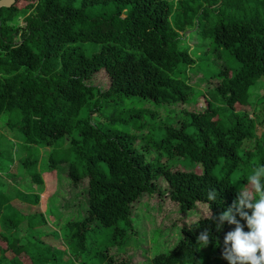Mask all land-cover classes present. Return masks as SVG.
<instances>
[{"label":"trees","instance_id":"trees-1","mask_svg":"<svg viewBox=\"0 0 264 264\" xmlns=\"http://www.w3.org/2000/svg\"><path fill=\"white\" fill-rule=\"evenodd\" d=\"M97 6L101 11L90 13ZM187 30L210 39L241 63L233 71L222 69L220 81L211 78L212 96L208 94L205 109L187 112L188 119L179 125L169 120L162 124L165 131L158 146L166 148L169 157L202 166L196 170L147 161L132 137L102 130L91 115L80 116L84 107L99 109L117 96L185 102L192 85L174 71L196 62L189 47L182 46ZM86 42L100 44L99 50L87 55L80 46ZM262 78L264 0H17L0 8V116L20 113L18 122L11 118L7 124L22 134L27 148L56 146L74 130L78 133L70 138L74 157L58 159L53 150L50 164L69 162L74 186L89 179L87 214L64 226L73 230L75 248L81 251L88 249V235L96 224L113 227V239L123 240L133 224L134 202L145 193L157 194L159 177L181 209L203 202L216 216L232 205L238 190L247 191V176L264 164V131L258 136L255 106L264 103V93L251 100ZM190 125L193 132L187 131ZM247 140H255L253 149L244 146ZM22 164L32 180L43 185L37 160L28 158ZM210 189L217 191L215 201L207 200ZM5 195L0 191V264H58V250L44 236L23 241L1 230L16 229L26 218ZM20 195L31 206L41 199L40 193ZM245 211L251 215V209ZM207 215L184 224L179 242L154 262L196 264L202 247L196 237L205 229L211 232L209 244L223 255L224 236L235 225L224 221L217 231ZM236 218L240 220L238 214ZM240 222L248 231L246 221ZM29 225L34 233L37 227L43 231L50 226L44 212L30 214ZM44 235L58 238L55 230ZM98 255L108 264H137L126 256ZM75 260L70 264L84 263Z\"/></svg>","mask_w":264,"mask_h":264},{"label":"rangeland","instance_id":"rangeland-1","mask_svg":"<svg viewBox=\"0 0 264 264\" xmlns=\"http://www.w3.org/2000/svg\"><path fill=\"white\" fill-rule=\"evenodd\" d=\"M176 1V0H170ZM99 6L91 8L90 13H99ZM20 24H25L20 17ZM182 46L189 47L191 55L196 62L193 65L181 64L174 76L186 80L192 85V93L185 102L158 103L152 99L139 96H117L111 102L104 103L98 109L90 104L81 110L80 116L91 115L92 122L102 130L112 134H125L133 138V146L143 153L147 161L155 164L165 163L170 167L181 166L186 170L201 169L187 158L169 157L166 148H160L158 143L164 136V124L179 125L181 120L188 119L187 112L202 110L207 106L206 98L213 85L211 80H221L222 69L230 68L232 71L241 67V63L228 51L216 48L210 39H202L197 32L187 30L182 32ZM81 48L87 55L99 50L98 43H81ZM212 78V79H211ZM254 100L256 94L264 93V78L253 88ZM210 96H212L210 94ZM256 119L258 121V136L264 131L262 122L264 117V103H256ZM141 116V117H140ZM18 122L21 115L18 111L4 113L0 116V191L5 193L13 206L19 207L25 214V220L16 228L4 230L12 236H20L23 241L27 237L34 239L44 236L47 242L55 245L58 264H70L76 261L75 257L84 261L83 264H108L107 260L98 255L103 251L118 257L126 256L137 264H156L154 258L167 253L175 247L182 237V226L190 224L201 218L204 213L210 212L206 203L198 202L192 209H181L172 201L168 194V183L162 177L157 181V194L145 193L132 208V226L127 230L123 240L116 242L113 239V227L94 226L88 235V249L81 251L75 248L72 239L73 230L65 228L70 220H77L87 214L88 209V183L84 178L74 186L68 175L69 162L59 163L56 167L50 164L53 150L58 159L70 160L74 157L70 150V138L77 137V130L71 136L58 141L56 146H33L27 148L23 145V136L18 130L12 129L7 122L10 119ZM194 126L187 128L193 132ZM255 140H247L244 144L249 149L255 146ZM31 158L37 160V170L44 179L43 185L36 184L30 172L22 164ZM220 164L215 168L220 174ZM238 172L233 174V182L237 183ZM250 193L251 186L246 187ZM40 193L39 204L30 205L20 194ZM44 212L50 226L36 228L34 233L29 225V215ZM56 231L58 238H51L44 234ZM32 247H29V249ZM196 264H229L216 248L208 243L201 247L200 256Z\"/></svg>","mask_w":264,"mask_h":264},{"label":"clouds","instance_id":"clouds-1","mask_svg":"<svg viewBox=\"0 0 264 264\" xmlns=\"http://www.w3.org/2000/svg\"><path fill=\"white\" fill-rule=\"evenodd\" d=\"M264 164L254 167L251 174L247 176V183L257 194L253 196L249 191L238 190L237 197L232 205L221 212L218 216L210 212L207 219L215 221L217 231L222 229L224 221L235 225L234 230L224 236L225 250L223 258L229 264H264ZM217 191L210 189L207 192V200L215 201ZM245 209H251V215ZM246 221L248 231H244V225L236 218ZM211 232L209 229L202 231L197 237V243L208 245Z\"/></svg>","mask_w":264,"mask_h":264},{"label":"water","instance_id":"water-1","mask_svg":"<svg viewBox=\"0 0 264 264\" xmlns=\"http://www.w3.org/2000/svg\"><path fill=\"white\" fill-rule=\"evenodd\" d=\"M17 0H0V8L11 7Z\"/></svg>","mask_w":264,"mask_h":264}]
</instances>
